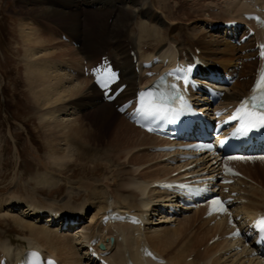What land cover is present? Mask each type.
<instances>
[{"label": "bare ground", "instance_id": "6f19581e", "mask_svg": "<svg viewBox=\"0 0 264 264\" xmlns=\"http://www.w3.org/2000/svg\"><path fill=\"white\" fill-rule=\"evenodd\" d=\"M17 2L18 9L15 18L19 21V25L21 26L20 36L24 49L23 63L25 66L24 73L26 84L30 90L32 101L34 102L35 106H37L40 111H44L42 112L43 116L41 118L45 119L44 121H46V124L44 125L51 130L48 134L49 138L55 139L56 136L54 133L62 131L61 134H65V139H67L69 144L73 146L72 150L73 154L75 155L74 159L76 162L77 159L84 157L82 154L74 153L78 150V148H82L84 151L92 150V148L103 150L101 145H104L102 142V139L104 138L108 139L110 142L109 144L111 145V150L116 149L117 151L127 154L128 150L136 145L141 146L140 149H143L146 148V146L161 143L159 138L141 131L127 120H124L122 116L115 111V102H103L101 100L100 91L96 89L93 83L90 84V81L88 83L86 80L77 81L75 79H71L73 75L71 76V73L68 70H65L67 67H69V64L65 63L64 67L66 68L62 67L63 70H61V65H56L54 62L57 61L53 62V60L50 58L51 55H54L55 51L64 53V55L65 53L75 55L78 54V60L74 61L78 67L79 62H82V58L92 61L95 60V58H98L97 56L100 53L101 55L109 53L116 62L117 66H119L123 71L121 81L127 83L125 90L121 93L116 101L118 103L123 102L130 96L131 93H133V91L136 89L135 85L137 80H140L141 78L133 70V63L131 61V57L128 55L129 45L140 50V48L143 47L142 45L149 44V46H152V52L156 51V54H159L161 57H167L169 61H174L179 55V52L183 51V48L180 49L178 46L176 47L178 50L177 53L170 51L169 46L171 44H178L181 42V32H179L177 35L174 33V30H169L168 25H165V22H163L161 17L157 15L155 11H153L151 0H17ZM241 3L242 2H236V10H253V8L249 7L250 5L247 7L245 3ZM228 5L233 6L235 4ZM88 6H91V9L88 10ZM91 15L94 16L95 23L91 20ZM142 18H144L148 23L140 21V28L138 29L139 32H137L139 33L138 40H135L132 36L130 37L126 35L129 25ZM109 19L110 22L108 21ZM50 20H57L60 22V25L68 30H71L72 32L65 30V28L62 26L54 25V23ZM35 21H37L36 24L41 28V30H39L38 27H34ZM27 25H30L28 30H26ZM51 25H54L56 30L59 29L60 31L64 32L69 40L72 39L79 42L80 47L76 49L74 47L64 48V44H60L61 47H56L55 44L60 43V40L58 39H60L61 34L59 35V38H56V33L49 28ZM155 25H161L162 28L159 29ZM196 28L197 35H195L193 32L195 36L194 38L197 39L200 37V35H202V38L200 37V41L204 48V51L200 50V57L203 60L209 62L212 66H214L215 63H220L223 68L227 69L230 63L234 62L235 60H240L253 55L249 54L242 56L239 54L241 50L249 47L248 43L243 47L238 48L237 46L228 43V41L224 40V38L222 42V39L217 37L219 35L216 37L213 36L212 40H207L205 36L211 34H207L208 32L202 27ZM89 31L93 33L89 34ZM164 44H167V47L161 49ZM52 47H54V50L50 49ZM39 48L45 49L47 51L38 54ZM213 48L216 49L211 50ZM195 49L196 48H186L182 53L188 54L190 51L194 52ZM145 52L147 51H140L139 56H144V59L152 57V55H148L151 54L150 52H147V55ZM213 53H221L220 57L214 58L215 61L212 59ZM70 61L73 62L72 59H70ZM254 64L255 63H243V69L240 72V76L249 75L251 70L250 68ZM150 81L151 79L144 85H147ZM248 85V81L238 80L231 88L226 91L225 98L228 100L237 99L238 96L243 94ZM80 108H86L91 111H83ZM67 109L78 110V112L83 111L81 113L82 117L74 119L72 121H76L74 125L68 127V130H70L71 133L64 129L67 126L65 125L67 124V121L59 122L56 120V114L60 111H67ZM91 113H96L95 115L97 120L93 119L92 121L89 120L90 122H88L86 119H89L88 117ZM112 117H117L116 122H110ZM50 121L54 124H51ZM151 137L155 138L156 142L152 141ZM103 155L105 156V154ZM48 157L54 165L60 166L62 163L67 162L68 155L65 154V156L62 157L57 155L56 151H53V149H49ZM139 157L148 158L150 156L143 154ZM162 168L164 167L162 166ZM156 177L157 178L155 179L161 178L159 176ZM129 179L132 181L123 182L125 188L130 189L131 192L128 198H121L122 202L120 203H112L113 206L111 208L119 209L121 207H126L130 209L131 207H140L142 205L144 208L151 207L153 205L151 204L153 199L151 200L150 195H146L145 197L143 196L149 191H154V189L151 190V184L155 179L148 180L143 178L144 180H138L137 178L134 179L133 177ZM237 190L241 191L242 189L237 188ZM244 191L246 192L247 190ZM156 193L158 194V192ZM249 193L255 195L254 191L248 192V195ZM92 194L97 195L100 194V192H93ZM138 195L141 196L140 198L143 197L142 199L145 200L139 199ZM248 195L243 196L248 199V202L245 205L236 208V211L241 213L243 218H252L259 210L263 209L262 207L264 205L263 203L261 207L254 206V204L251 202V197ZM260 198L264 199V195L260 196ZM118 199L120 200V198ZM162 199L166 200L165 197ZM169 199L171 200L173 197L171 196ZM128 201H132V204L128 205L125 203ZM123 202L125 204H123ZM22 208H25L22 213L27 214L30 212L31 215H38L37 213L40 211L39 207L35 206L33 202H30L27 204V206ZM106 208H108V205L100 206V210H105ZM13 218V223L15 224L14 227L16 230H18L20 234L30 235L32 243H24L22 240H17L9 234L4 236L5 233L8 232L6 229L0 232V238L4 237L5 241L0 242V251H2L3 254L8 258L9 262L13 261L17 256H19L24 251V249H26V247H44L49 249L51 254L56 256L57 254L54 253L55 251L62 253L64 259H60L58 256L61 264H73L74 259H72V254H74V249L73 245L69 241V237H64V239L61 240L59 236L53 231H49L42 226H37L34 223H29L18 216H14ZM196 219L197 216L195 214L194 216L186 219L183 222L184 224L181 223V225L177 228V231L171 233H166L164 231L163 235H161L162 233L156 235V248H151L158 254L160 253L159 255L161 256H163V252L159 251L157 246H162L168 250L169 253L166 255L169 256L167 259L173 264H180L184 262L185 258L190 254H194V256L193 260L186 262L189 264H195L196 260L199 262L200 259L203 260V264L226 263L221 262L220 257L212 256L217 250L227 247L226 244L223 246L215 243L213 246L206 248L201 253L196 252V248L199 247L200 244H203L205 238H199L200 236H196V232H193L192 234L185 232L187 229L190 230L191 226L193 225L192 223ZM117 225L118 226H115L116 232L123 235L124 239L123 242L116 244V250L114 254L112 256L110 255L109 257L110 263L124 264L126 258L123 255V251L125 250H129V252H131L130 256L137 262V264L144 263L145 260L141 259V261H139V242L134 243L132 240L127 239L128 236H124L126 232L125 229H132L134 226L122 223ZM213 227V233H215L219 228L223 227V223H217ZM91 229L93 228L91 227L90 230ZM93 235V232H91L90 238ZM132 237L133 236H131V238ZM224 242L227 241L224 240ZM39 243H41L42 247L39 246ZM91 263H93V261Z\"/></svg>", "mask_w": 264, "mask_h": 264}, {"label": "rangeland", "instance_id": "374dc122", "mask_svg": "<svg viewBox=\"0 0 264 264\" xmlns=\"http://www.w3.org/2000/svg\"><path fill=\"white\" fill-rule=\"evenodd\" d=\"M241 1L243 0H151V5H153V11H155V13L161 17L163 22H165V25H168L169 30H174V33L177 35L179 32H181V42L178 44H171L169 46L170 51H174L177 46L180 49L198 48L204 51L200 41V37L202 35H200V37L197 39L194 38L195 36L193 32L195 35H197L196 27H202L208 32L207 34H209V31L206 27H203V25L205 26L209 21L218 22L232 17L236 14V2ZM17 4V0H0V232L6 229L8 232H6L4 236L9 234L17 240H22L24 243H32L30 235L20 234V232H18V230H16L14 227L15 224L13 223L14 216L21 217L23 220L29 223H34L32 221V216H29V214L31 215L30 212L28 214L23 213V215L16 213V210H19L22 214V209H24L22 207L27 206L26 204H29L30 202H33L35 206L39 207V209H52L57 212L62 211V213L65 212L67 214H71L74 217L81 219V227L75 229L76 225L73 226L71 230L74 231L71 233L64 230H52L46 226L38 224L36 225L55 232L61 240L64 239V237H69V241L73 245L74 249V254H72V259H74L73 264H81L83 257L87 259V264H94L91 263L92 261L88 260L87 251L81 252V248L85 246L84 244L86 241V235L89 233L91 235V232L96 234V231L94 230L96 221L94 224H88L91 223L92 218H95V216L98 214L97 211H101L100 206L108 205V207H112V203L122 202L121 198L127 199L131 192L130 189L125 188L123 182L132 181L129 178L133 177L134 179L137 178L138 180H150L157 178L156 176L164 177L168 175L174 169V167L173 169H170L168 166H166V164H163V162L159 160V158L166 155V153H160V155L159 153L146 152L145 148L140 149L141 146L136 145L129 149L127 154L117 151L116 149L111 150V145L109 144L110 142L105 138L102 139L104 145L101 146L103 150L92 148V150L84 151L82 148H78L79 151L77 150L78 152L75 151L74 153L82 154L84 159H77L76 162L74 159L75 155L73 154L72 150L73 146L69 144L67 139H65V134H61L62 131L54 133L57 138H49L48 134L51 130L44 125L46 124V121H44L45 119L41 118L43 116L42 112L44 111H40V109L35 106L34 102L32 101L30 90L26 84L24 73L25 66L23 63L24 49L20 36L21 26L19 25V21L15 18L18 9ZM228 4L235 5L229 6ZM87 9H91V6H88ZM90 18L93 22L95 21L94 16L91 15ZM50 21L53 22L54 25L62 26L57 20ZM140 21L148 23L144 18L139 19L137 22L131 23L126 31V35L130 37L132 36L135 40H138L139 33L137 32H139L138 29L140 28ZM36 22L37 21L34 22L35 26H33L36 28L38 27V29L41 30ZM54 25L49 26V28L56 33V38H59V34L61 32L59 29L56 30ZM29 26L30 25H27L26 30L29 29ZM155 26L159 29L162 28L161 25ZM65 30L72 32L66 28ZM92 33L93 32L89 31V34ZM213 36L214 35L211 34L205 37L207 40H212ZM217 37L221 38L223 42V37H221V35ZM58 40H60V43L55 44L56 47H61L60 44H64V48L73 47L71 44H69V42L63 41V39ZM166 47L167 44H164L161 49ZM143 48H145V45H143ZM50 49L54 50V47ZM215 49L216 48H213L211 50ZM45 51L47 50L39 48L38 54H41ZM145 54L147 55V52H145ZM220 54L221 53H213V61H215L214 58L220 57ZM148 55H152V53ZM50 58L53 60V62L57 61L54 62L56 65H61V70H63L62 67H64L65 63L69 64V67H67L65 70H68L71 73V76L73 75L72 78L70 76L71 79H75L77 81L86 80L88 83L89 81L90 84L92 83L90 79L84 77L81 74L83 69L82 62H79L78 67L74 63L75 60H78V54L75 55L65 53L64 55V53L55 51L54 55H51ZM141 58L144 59V56H141L140 60H142ZM70 59H72L73 62H71ZM234 62L230 63L229 67L235 65ZM73 69L78 72L77 75L72 72ZM139 76L141 78L140 80H137V82L143 81V85L150 80L144 76ZM80 109L83 111H91L86 108ZM82 112H78V110L73 109H67V111L64 112L60 111L56 114V120L59 122L67 121V124H65L67 126L64 129L68 130V127L74 125L76 122H72L74 119L82 117ZM95 114L96 113H91L88 117L89 119L86 120L88 122H90L89 120L92 121L93 119L97 120ZM123 119L126 120L125 118ZM116 120L117 117H112L110 122L114 123ZM51 124L54 123L51 122ZM68 131L71 133L70 130ZM151 138L152 141L156 142L155 138ZM49 149H53V151H56L57 155L62 157L67 154V162L62 163L60 166L54 165L48 157ZM103 154H105V156ZM143 154H147L150 157H139ZM156 160L157 163L155 164ZM162 166L164 168H162ZM256 177L260 182L263 183L264 186V174ZM252 187L253 189L244 190L249 192L254 191L255 195H252L253 198H251V202L253 200L252 203L254 206L261 207V205L264 203V199L260 198V196L264 195V188H262L261 184L260 189H257L256 186ZM154 191L158 192V194L156 193V196L159 195L158 197L161 199L163 197L166 199L171 197L159 192L158 189H154ZM93 192H100V194L94 195L92 194ZM149 194H151V196L155 195L153 192ZM140 197L139 199H142L144 196L142 198ZM118 198H120V200ZM125 203L130 205L132 204V201ZM125 203L123 202V204ZM15 206L17 207L15 208ZM196 216L198 215L196 214ZM204 224L205 223L202 222L198 228L191 231L194 227L192 225L189 230L191 233L189 234H192L193 232H200L197 234L200 236L199 238H206L210 230L202 229L201 227ZM84 226L85 228L83 230ZM97 226L100 227L99 224H97ZM91 227L93 229L90 230ZM166 228H168V232H172V230L175 228V225H169V223H164L159 219H149V224L145 226L143 235L156 248L157 239L155 236L160 233L163 235ZM177 228L173 230V232L177 231ZM135 232L137 231L130 230V235L133 236L132 238L130 236L131 239H135ZM2 241H4V237L0 238V242ZM39 246L42 247L41 243H39ZM157 249L165 253V256H163L164 258H168L169 255H166L169 253L168 250L162 246H157ZM115 250L116 245L114 246V251L111 256L114 254ZM49 251L50 250H47L48 253H51V251ZM197 251L201 252L203 249L198 247ZM54 253L57 254L60 259H64L63 254L59 253V251H55ZM223 259L224 258H222V260ZM244 261L245 259L239 261L236 264H243Z\"/></svg>", "mask_w": 264, "mask_h": 264}, {"label": "snow or ice", "instance_id": "6c2138e0", "mask_svg": "<svg viewBox=\"0 0 264 264\" xmlns=\"http://www.w3.org/2000/svg\"><path fill=\"white\" fill-rule=\"evenodd\" d=\"M261 55L264 56V52H262ZM262 81H264V73L261 74V79L257 81V84L253 89V95L251 96L250 101L242 102L236 111V115L233 116V119H238L240 121V128L234 133L235 135H244L248 131L254 130L258 127L264 128V90H262L264 89V85H262ZM185 83H187L186 79ZM171 87L173 90L176 89V85H172ZM151 95V93H141L142 105L141 108L137 109V112L145 116L165 114L167 111L172 110L166 107V103L183 100V97L181 96L161 94L150 105L145 107L143 98ZM213 203H219V201H213ZM262 225H264V217L260 218L256 225L260 228L262 239H264V226Z\"/></svg>", "mask_w": 264, "mask_h": 264}]
</instances>
